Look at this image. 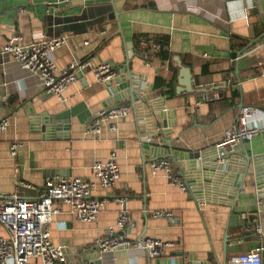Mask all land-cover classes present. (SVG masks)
<instances>
[{
  "label": "crops",
  "instance_id": "crops-1",
  "mask_svg": "<svg viewBox=\"0 0 264 264\" xmlns=\"http://www.w3.org/2000/svg\"><path fill=\"white\" fill-rule=\"evenodd\" d=\"M263 34L264 0H0V49L14 36L25 45L65 38L66 44L53 53L58 68L90 60V67L79 70L58 99L43 95L36 75L0 54V121L8 122L0 136V194L13 193L21 182L41 188L47 178L95 183L93 164L115 152L120 175L116 187L94 186L95 197L109 199L97 219L75 221L65 205L52 218L51 242L63 246L68 264H80V256L97 251L96 239L117 218L115 196L127 199L134 223L128 239H156L171 246L161 259L149 260L141 249H121L101 254V264H229L231 257L255 248L261 249L264 264V195L258 196L251 165L236 201H229L228 193L230 176L242 171L237 156L235 163L224 160L221 169L209 162L214 172L200 173L208 185L196 187L199 192L192 195L163 175H152L154 158L142 151L134 109L116 121L114 132L104 125L96 137L85 133L100 110L132 108L129 98L112 102V90L96 81L91 66L107 62L118 76L130 72L151 87L152 102L162 101L170 113L165 122L171 125L173 150L205 154L212 161L215 145L233 124L240 104L264 111ZM138 38L162 41L167 56L145 61L138 54ZM179 65L190 72L191 92L178 86ZM206 93L212 101L196 109L195 102ZM163 139L155 140L165 147ZM13 141L22 144L16 159L9 155ZM245 152L260 156L264 165V128L235 154ZM168 159L180 174L179 165ZM180 163L188 161L182 158ZM156 210L170 211L173 218H155L151 213ZM6 235L0 226V237Z\"/></svg>",
  "mask_w": 264,
  "mask_h": 264
},
{
  "label": "built area",
  "instance_id": "built-area-1",
  "mask_svg": "<svg viewBox=\"0 0 264 264\" xmlns=\"http://www.w3.org/2000/svg\"><path fill=\"white\" fill-rule=\"evenodd\" d=\"M65 38L40 39L27 45L21 43L18 36L10 38L0 49V54L14 59L21 69L36 75L39 88L43 95L62 99L64 90L72 85L79 70L90 67V60L73 61L63 68L56 66L53 53L66 44ZM153 54L159 51V45L152 46ZM146 60L147 54H143ZM98 83L112 82L117 78L111 64L104 62L91 66ZM229 84V79H226ZM212 95L206 93L194 104L200 105L212 101ZM4 101L8 97H4ZM131 107L119 105L100 110L85 127L86 135L96 137L106 125L109 131L116 130V121L128 116ZM259 114V116H257ZM6 119L0 121V136L6 130ZM264 128V111L253 106H243L239 109L233 124L226 129L221 141L215 145V156L219 163L226 157L234 155L237 147L244 142H251ZM22 144L13 141L9 145V155L16 159ZM152 175H163L170 185L178 187L185 193L193 195L194 187L175 173L172 163L167 158L151 160ZM92 176L102 189L112 190L119 180V168L115 152H111L105 162H96L92 166ZM95 183L81 178L55 179L47 178L41 188L21 182L19 188L10 194H0V226L6 231L5 237H0V264H68L63 246H55L50 239V224L54 215L61 212L60 206L65 205L68 213L81 223H92L97 219L108 198H97L93 195ZM34 192V196L26 197L21 190ZM113 202L119 207L114 226L108 227L106 234L95 241L99 254L114 252L121 249H141L147 259H161L166 249L171 245L156 239L140 241L128 239V233L134 228L133 221L127 212V199L121 196L113 197ZM59 202L58 206L54 205ZM60 205V206H59ZM155 218H173L172 212L156 210L151 213ZM255 230H259L255 228ZM261 249L255 248L244 254L233 256L229 264H262Z\"/></svg>",
  "mask_w": 264,
  "mask_h": 264
},
{
  "label": "water",
  "instance_id": "water-1",
  "mask_svg": "<svg viewBox=\"0 0 264 264\" xmlns=\"http://www.w3.org/2000/svg\"><path fill=\"white\" fill-rule=\"evenodd\" d=\"M264 37V34L262 35ZM256 42V41H253ZM138 77L134 74L128 72H122L115 80L112 82H107L106 85L112 90V102L119 101L124 98H129L132 103V108L134 109V114L137 119V127L139 132V141L142 145V151L144 154L150 153L151 156L155 158H171L172 161L179 165L180 175L186 180L188 185H192L194 188L193 194L197 195L199 191H195L196 187H201V185H208L206 178L200 177V173L203 171L214 172L213 168L207 167L209 162L212 167L219 166L221 169L223 164L219 163L216 158L212 161L205 160L206 156H202L197 153H180L177 150H173L170 146V122L165 120L169 117L170 113L166 111L161 100L155 98L152 102L150 100L149 93L151 92V87L146 88L145 85L139 83L137 80ZM178 86L182 92H191V76L188 69L181 67L179 65V79ZM142 91V92H141ZM243 107L242 104L239 105V108ZM167 124V125H166ZM174 126V123H172ZM59 127V126H58ZM56 128V127H55ZM158 136H163L162 142L165 144V147L160 146V143L155 139ZM179 152V153H178ZM184 154V155H183ZM203 158V163L199 167L197 166V161L199 157ZM236 156L240 157V165L242 171L237 176H230L232 179L231 188L228 193L229 201H236L239 193L242 190V182L244 181L248 167L252 166L253 176L256 179V187L258 188V196L263 198L264 195V165L261 162V157H251L246 152L243 155L238 153L228 156L225 158L227 162L235 163ZM182 158H186L188 161L187 164H182L180 161ZM196 161V162H195ZM217 166V167H218ZM189 169V171H188ZM230 181V180H229ZM101 255L99 252H92L85 257H79L80 264H101L99 261ZM99 260V261H97ZM94 261V262H93ZM226 264V263H224ZM228 264V263H227Z\"/></svg>",
  "mask_w": 264,
  "mask_h": 264
},
{
  "label": "trees",
  "instance_id": "trees-1",
  "mask_svg": "<svg viewBox=\"0 0 264 264\" xmlns=\"http://www.w3.org/2000/svg\"><path fill=\"white\" fill-rule=\"evenodd\" d=\"M149 42H152V43H149ZM136 44L138 45V54L143 57V54L146 53L147 54L146 60L148 59V61H150L153 57L159 56L161 58L162 57L165 58L167 56L166 51L163 47L164 43L160 40H150V39L138 38ZM155 44L159 45V51L153 54L151 51V48ZM156 82L159 83V79L156 80ZM235 94L236 93L233 94L234 97L236 96Z\"/></svg>",
  "mask_w": 264,
  "mask_h": 264
}]
</instances>
